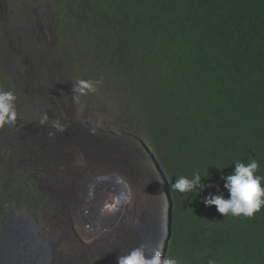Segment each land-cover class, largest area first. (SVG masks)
Listing matches in <instances>:
<instances>
[{
  "label": "trees",
  "instance_id": "1",
  "mask_svg": "<svg viewBox=\"0 0 264 264\" xmlns=\"http://www.w3.org/2000/svg\"><path fill=\"white\" fill-rule=\"evenodd\" d=\"M52 2L57 14L37 9L33 22L27 14L12 33L33 28L43 34L42 27L50 30L60 18L59 41L77 63L104 69L132 94L136 127L169 182L173 211L165 255L180 264H264V208L253 217H224L203 203L209 194L229 197L222 177L237 161L257 160V174L264 176V0ZM18 37L0 50V66L4 52L18 60L26 55ZM70 57L60 58L67 63ZM196 171L209 175L202 183L212 186L199 195L171 191L170 183ZM16 187L19 202L27 200L24 187Z\"/></svg>",
  "mask_w": 264,
  "mask_h": 264
},
{
  "label": "clouds",
  "instance_id": "2",
  "mask_svg": "<svg viewBox=\"0 0 264 264\" xmlns=\"http://www.w3.org/2000/svg\"><path fill=\"white\" fill-rule=\"evenodd\" d=\"M48 7L45 5L43 9L49 10ZM50 7L53 9L50 11L57 14L58 10L52 0ZM31 21L33 22V18ZM14 22L16 23V21H8L7 26ZM54 29H56V25L52 26L50 30L42 27L43 34H41L36 29L23 28L26 38L36 40L34 43L36 51L32 54L23 48L19 43L20 37H18V45L25 50L26 55L22 60H18L16 54H9L12 61H15V64H10L12 69L5 61L0 66V79H3V76L9 77L5 86L0 84V131L8 127L10 130L19 128L26 122V118H17L15 108L17 103L33 105V109L24 110L30 114V118L41 119L36 123L33 138L38 139L36 135L45 131L50 132V136H62L61 133H63L69 139L84 141L82 158L86 161L87 166L94 168V171L83 183L80 194L76 192V180L69 189L61 194L60 190L67 186L69 166L66 164L55 169L50 168L48 164L40 160L41 151L37 145L38 161L42 166L37 163L36 166L33 163H24L25 166H28L27 174L36 180V183L33 179L27 183L21 176L24 173L19 167L16 146L9 134H5L4 141L0 143V148H5L8 152L7 157L0 158V210L2 212L0 214V229L11 215L26 216L27 226L33 232L32 235L44 243L39 244L40 247L45 248V244L52 247L53 244H56L57 251L65 254L66 257L60 264H180L176 258L165 255L171 235L173 202L165 172L153 154L154 148L151 142L142 131L134 137L130 135L133 137L134 144L127 147L125 145L127 141L121 137L116 135L113 137L106 133L93 134L85 131L84 125L78 123L70 124L63 121L65 126H68L66 129L59 121H55L52 127L57 131L45 127L44 123L48 118L54 119L60 106L68 108L86 89H90L93 99L102 97L105 100L108 105L105 109L107 114L110 113L114 104L108 89L110 83L115 82L103 72L104 69L100 71L87 65L78 64L77 61L80 58L72 55L70 47L61 44L58 35L55 36L57 41L51 44ZM11 46L13 44L9 41L4 45L0 43L1 50L4 51H7ZM67 53L71 57L65 63L60 57H66ZM105 79L104 85L103 80ZM121 91L123 107L119 114H125L126 110L128 115L118 122L125 125L136 124L131 110L132 94ZM91 136L98 139L100 143H105L113 150L114 154L107 157L93 144H84L85 140ZM66 157L73 163L77 177L86 172L85 168L76 161L73 151ZM234 165V171L222 177L226 181L224 187L228 190L229 197L225 198L223 193L209 194L203 203L207 207L216 206L217 211L224 217L228 215L253 217L264 208V176L257 174L259 164L255 159H250L248 163L237 161ZM141 175L144 182L145 177L150 175L145 183L150 182L153 185L152 188L162 189L164 204L161 213H154L153 209H150L151 212L147 214L137 212L134 199L137 186H141ZM93 178L95 181L92 180ZM203 179H210V177L208 175L202 178L199 171L194 172L191 178L179 176L175 183H170L171 191L196 192L199 195L200 191L212 186L202 183ZM17 180L20 181L19 185L16 184ZM85 184L88 185V188L84 193ZM124 184L127 189L131 190L125 196ZM16 186L24 187L28 195L27 200L22 196L19 202L20 192ZM6 197L7 199L18 198V201L14 205L6 204L4 206ZM81 202L83 206L81 211L84 215L81 220V228L78 229L75 228V223L72 220L71 208ZM125 202L126 205H124ZM130 203L131 205L128 206ZM110 204H114V207H111ZM15 206H17L16 209L8 210ZM153 206L156 207L155 203ZM125 218L135 225L162 220L165 227V238L155 244L156 247L141 244L139 247L133 248L131 241L125 237L130 227L124 224ZM67 220L69 224L66 223ZM108 223L112 225L108 226ZM57 227L63 231V234L59 233ZM117 228L121 232L118 236L107 234ZM45 230L56 234L58 238L52 239L44 236L43 231ZM107 239L120 243L122 250L113 254L104 253L103 243ZM62 241L73 244L71 252L59 248ZM124 243L126 246H123ZM56 263L54 262V264ZM208 264H215V262L210 260Z\"/></svg>",
  "mask_w": 264,
  "mask_h": 264
},
{
  "label": "rangeland",
  "instance_id": "3",
  "mask_svg": "<svg viewBox=\"0 0 264 264\" xmlns=\"http://www.w3.org/2000/svg\"><path fill=\"white\" fill-rule=\"evenodd\" d=\"M49 6V10H53L51 6V0H0V43L8 44L9 37H16L17 33L20 32V45L25 48L27 51H30L32 54L36 51V46L34 43H36L35 39H29L25 37L23 30L19 29L18 31L12 33V30L14 29V23H10L7 26L8 21H18L22 24H24V21H26L27 14H29L32 18L35 17L37 14H40L43 7ZM39 9V10H37ZM15 18V19H14ZM53 21L56 23V29L53 31V36L51 40V44L55 43L57 41L56 35H59V30L61 27L60 18L58 17L53 18ZM2 48V47H1ZM1 50V49H0ZM1 55V53H0ZM4 59L5 62L9 63L8 67H10V64H15V61H12L11 56L4 52ZM9 81L8 76H3V79H0V84L5 86ZM104 85L106 83V79L103 80ZM21 84V82L19 81ZM19 86V85H17ZM25 90V86L23 87ZM108 92L111 94L112 99L114 100V104L111 107L110 113L107 114L105 109L107 108V103L105 100H103L102 97L93 99L90 89H86L85 92L80 93L79 97L76 101L71 103L68 108H65L63 106H60L59 112L55 115L53 118H48V120L44 123L46 128H51L56 130L52 127L53 122L59 121V123L62 126H65V123L63 121L72 123H78L84 125V130L87 132H91L93 134L103 133V134H109L111 136H118L121 137L123 140L127 141L125 145L127 147L133 146V137L141 133V128L136 127V124H120L118 121L122 118H126L128 113L125 110V114H119L121 108L123 107L122 99L120 97V94L122 91L120 90V87L117 85V83H110V88L108 89ZM16 111H17V118L21 119H27L24 124L19 126V128H15L13 130H10V128H5L2 131H0V143L4 141L5 134H9L10 139L14 142L17 150V156L19 159V167L24 173L21 175L23 178H25V181L27 183H30V179H33L36 183V180L27 174L28 166H25L24 163H33L36 166L39 164L42 166V164L38 161V142L37 139L33 138V132L36 130V123L41 121V119H32L30 118V114L25 112L26 109H33V105H22L21 103H17V107L15 105ZM58 115V116H57ZM66 119V120H65ZM75 121V122H74ZM67 129L68 126H65ZM57 131V130H56ZM105 132V133H104ZM15 133V134H14ZM59 133H61L59 131ZM124 133V134H122ZM63 137L67 138V136L63 133H61ZM129 134V135H128ZM11 135V136H10ZM133 137H131V136ZM31 139V140H30ZM84 142V141H83ZM96 142V143H95ZM93 145L106 154L107 157L114 154L113 150L108 147L105 143H100V141L94 137H89L87 140H85L84 144ZM8 152L6 149L0 148V158L2 156L7 157ZM27 155V156H26ZM34 156V157H33ZM37 157V158H36ZM8 158H11V156H8ZM23 158V159H22ZM28 176V177H27ZM150 175H147L145 177V182L149 178ZM29 180V181H27ZM142 179V175L140 177V183L141 186H137V193L135 195V201L137 205V212L142 214L150 213V209H153L154 213H161L162 207L164 204V194L161 192V188H152L153 185L149 183H145ZM144 183V184H143ZM17 185L20 184V181L17 180ZM36 190V187L34 188ZM141 190V191H140ZM141 194V195H138ZM137 196V197H136ZM138 200V201H137ZM155 203L156 207L154 208L153 204ZM147 204V206H146ZM26 217V216H23ZM44 236L52 239H57L58 236L56 234L52 233L51 231L45 230L43 231ZM60 249H63L67 252H71V248L73 247V244L71 242L62 241L59 245Z\"/></svg>",
  "mask_w": 264,
  "mask_h": 264
},
{
  "label": "water",
  "instance_id": "4",
  "mask_svg": "<svg viewBox=\"0 0 264 264\" xmlns=\"http://www.w3.org/2000/svg\"><path fill=\"white\" fill-rule=\"evenodd\" d=\"M92 180L95 181V178ZM87 188L88 185L85 184L84 193ZM23 216L22 214L11 215L0 229V264H54V262L60 264L66 257L65 254L57 251L58 246L56 244H53L52 247L46 244L45 248L40 247L39 244L44 243L30 233L27 226L28 219ZM124 224L130 226L125 237L131 241L133 248L139 247L141 244L156 247L155 244L165 238V227L162 220L135 225L128 218H125ZM107 225L111 226L112 224L108 223ZM107 234L118 236L121 232L117 228ZM123 246L126 244L124 243ZM121 250L122 245L120 243L108 239L103 243V252L106 254H113Z\"/></svg>",
  "mask_w": 264,
  "mask_h": 264
},
{
  "label": "bare ground",
  "instance_id": "5",
  "mask_svg": "<svg viewBox=\"0 0 264 264\" xmlns=\"http://www.w3.org/2000/svg\"><path fill=\"white\" fill-rule=\"evenodd\" d=\"M49 133L50 132L42 131V132H39L38 135H36V137L38 138L37 142H38V145H39V148L41 151L40 160L44 161L52 169H55L60 165H66L67 164L69 166V169H70L69 177L67 179V186H66V188L61 189L60 193L62 194L67 189H69L73 185V182L76 180V182H77V185H76L77 191L76 192L78 194H80L81 190H82L83 183L86 182L89 175L94 171V168L87 166L86 161L82 158V154L84 151L83 142L81 140H78V139H69V138H65L63 136H56V135L50 136ZM71 151H73L76 161L80 165H82L86 170V172L81 173L80 175H78V177L76 175V171H75L73 163L66 157ZM123 191H124V196H125V194L128 195L129 192H131L130 189H127L126 184L123 185ZM138 195H141V194H138ZM126 204L127 203L125 202L124 205H126ZM130 205H131V203L128 206H130ZM110 206L114 207V204H110ZM82 208H83L82 202L79 205H75L71 208V217L75 223V228H78V229L81 228V220H82V217L84 215V213L81 211ZM66 223L69 224V221L67 220ZM57 229L59 230L60 234H63V231L61 229H59L58 227H57ZM30 233L33 234L32 231H30ZM43 253H45V252H43Z\"/></svg>",
  "mask_w": 264,
  "mask_h": 264
}]
</instances>
